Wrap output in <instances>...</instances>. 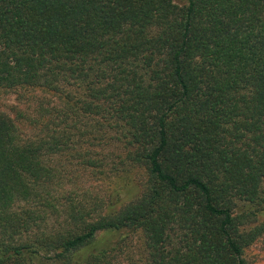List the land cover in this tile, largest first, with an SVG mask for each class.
Returning a JSON list of instances; mask_svg holds the SVG:
<instances>
[{
	"label": "trees",
	"instance_id": "trees-1",
	"mask_svg": "<svg viewBox=\"0 0 264 264\" xmlns=\"http://www.w3.org/2000/svg\"><path fill=\"white\" fill-rule=\"evenodd\" d=\"M262 235L264 0H0V264H247Z\"/></svg>",
	"mask_w": 264,
	"mask_h": 264
},
{
	"label": "rangeland",
	"instance_id": "rangeland-1",
	"mask_svg": "<svg viewBox=\"0 0 264 264\" xmlns=\"http://www.w3.org/2000/svg\"><path fill=\"white\" fill-rule=\"evenodd\" d=\"M173 2L177 5H182L185 0H173ZM9 96L5 98L4 102L8 103ZM137 174V173H136ZM140 177L138 175H133L131 178V183L127 184V181H118L117 179H105L102 181H94L93 186L95 191L104 197V200L107 198H112L113 196H118L119 200L117 204H124L131 200H133L138 193V185H139ZM117 194V195H116ZM110 205L109 202L106 203ZM87 212V210H83ZM263 217V213L260 214L257 219ZM131 243L134 247L140 244V240L137 237V234H132ZM131 247V246H130ZM247 264H264V235L260 236L258 240L253 243L244 253Z\"/></svg>",
	"mask_w": 264,
	"mask_h": 264
}]
</instances>
